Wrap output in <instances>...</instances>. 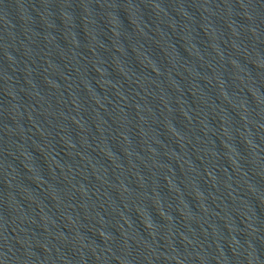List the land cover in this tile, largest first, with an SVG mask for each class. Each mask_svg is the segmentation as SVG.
Wrapping results in <instances>:
<instances>
[{
    "label": "water",
    "instance_id": "1",
    "mask_svg": "<svg viewBox=\"0 0 264 264\" xmlns=\"http://www.w3.org/2000/svg\"><path fill=\"white\" fill-rule=\"evenodd\" d=\"M0 264H264V0H0Z\"/></svg>",
    "mask_w": 264,
    "mask_h": 264
}]
</instances>
